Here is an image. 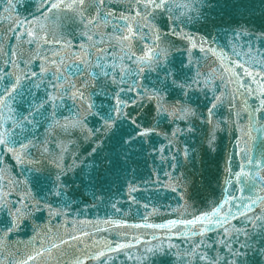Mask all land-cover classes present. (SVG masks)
I'll return each instance as SVG.
<instances>
[{"label": "snow or ice", "instance_id": "6c2138e0", "mask_svg": "<svg viewBox=\"0 0 264 264\" xmlns=\"http://www.w3.org/2000/svg\"><path fill=\"white\" fill-rule=\"evenodd\" d=\"M120 254L264 264V0H0V264Z\"/></svg>", "mask_w": 264, "mask_h": 264}, {"label": "water", "instance_id": "95a60500", "mask_svg": "<svg viewBox=\"0 0 264 264\" xmlns=\"http://www.w3.org/2000/svg\"><path fill=\"white\" fill-rule=\"evenodd\" d=\"M234 166H237L239 163V160L237 158V160H235L234 162ZM222 164V161H221ZM143 187V186H142ZM155 191V189H154ZM146 195L148 193H145ZM247 194V193H246ZM159 196L160 199L156 201V203L158 204H162V205H168L171 202V198H165L167 196V190H159ZM89 204L93 203V201H91V199H89L88 201ZM125 211H128V205L127 202L123 205H121ZM79 207H81L82 211H81V217L80 218H87V219H95L96 217H100L102 219L107 218L108 215H111V209H106L103 205H100L96 208H91L89 207L88 209H83L82 205H79ZM141 213H143V209L140 210ZM167 218V217H166ZM130 221L135 222L139 219V217L136 215V206H132V212L129 216ZM155 222H160L159 219H156ZM101 227H104L103 225H101ZM31 235V228L30 226L28 228H25L20 234H19V239L21 240H26L28 238V236ZM101 236H105L108 239H115L116 236L114 233H101L100 235H98L96 237V239H100ZM16 237H14L15 239ZM114 256L116 254H113ZM125 259V257L123 256V254H120L119 259H115L114 260V264H121V262Z\"/></svg>", "mask_w": 264, "mask_h": 264}]
</instances>
